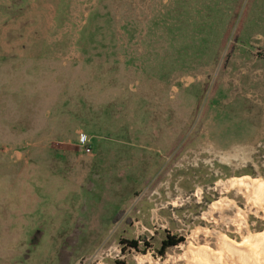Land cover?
<instances>
[{
  "label": "rangeland",
  "instance_id": "1",
  "mask_svg": "<svg viewBox=\"0 0 264 264\" xmlns=\"http://www.w3.org/2000/svg\"><path fill=\"white\" fill-rule=\"evenodd\" d=\"M244 178L264 0H0V264H264Z\"/></svg>",
  "mask_w": 264,
  "mask_h": 264
},
{
  "label": "bare ground",
  "instance_id": "2",
  "mask_svg": "<svg viewBox=\"0 0 264 264\" xmlns=\"http://www.w3.org/2000/svg\"><path fill=\"white\" fill-rule=\"evenodd\" d=\"M230 184L234 185V186L244 187L246 189L251 188L253 190L254 195H255L254 197L257 200H260V202L264 201V180H262V179L252 180L249 178H244V179H240V180L233 179L230 182ZM225 244L227 246V249H229V250H233V249L238 248V247H240V248L244 247L246 249V251L248 250L247 255H246V258H247L246 260L255 263L257 260L254 261L255 253L253 252L252 248H254V247L258 248L260 246L264 247V233L257 235V236L246 238V239H244L243 243H241V244H237V243L231 242L229 240L228 241L225 240ZM260 248H262V247H260ZM212 253L207 248H202V249L193 248V249H191V254H192L193 258H195V257L199 258L203 262L202 264H208L210 256ZM213 255H214V253H213ZM214 259H215V256H214ZM258 260H259V258H258Z\"/></svg>",
  "mask_w": 264,
  "mask_h": 264
},
{
  "label": "trees",
  "instance_id": "3",
  "mask_svg": "<svg viewBox=\"0 0 264 264\" xmlns=\"http://www.w3.org/2000/svg\"><path fill=\"white\" fill-rule=\"evenodd\" d=\"M118 217V216H117ZM116 217V218H117ZM115 218V219H116ZM182 237H175V236H171V235H166L165 238H163L161 240L160 246L158 248V252L160 254H163L164 251L171 246L177 245L178 243H180L182 241ZM129 246L137 248L138 247V243L136 240H130L128 241Z\"/></svg>",
  "mask_w": 264,
  "mask_h": 264
},
{
  "label": "built area",
  "instance_id": "4",
  "mask_svg": "<svg viewBox=\"0 0 264 264\" xmlns=\"http://www.w3.org/2000/svg\"><path fill=\"white\" fill-rule=\"evenodd\" d=\"M85 140V137H83L82 139H80V142H84ZM87 151H89V149H87Z\"/></svg>",
  "mask_w": 264,
  "mask_h": 264
}]
</instances>
